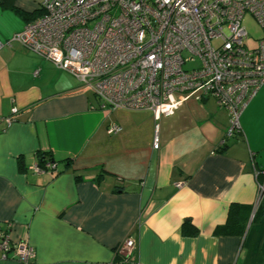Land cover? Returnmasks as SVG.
I'll return each mask as SVG.
<instances>
[{
    "label": "crops",
    "instance_id": "crops-1",
    "mask_svg": "<svg viewBox=\"0 0 264 264\" xmlns=\"http://www.w3.org/2000/svg\"><path fill=\"white\" fill-rule=\"evenodd\" d=\"M41 2L0 0V228L34 248L26 264H122L127 236L135 264H264V85L226 138L227 112L210 97L158 120L101 107L10 39ZM110 123L121 131L107 132ZM43 153L58 172L33 170ZM233 204L249 207L244 231L216 232ZM0 264L23 263L0 249Z\"/></svg>",
    "mask_w": 264,
    "mask_h": 264
},
{
    "label": "built area",
    "instance_id": "built-area-1",
    "mask_svg": "<svg viewBox=\"0 0 264 264\" xmlns=\"http://www.w3.org/2000/svg\"><path fill=\"white\" fill-rule=\"evenodd\" d=\"M40 9L10 39L74 76L101 107L148 109L158 120L189 99L210 97L226 110L225 137H233L264 85V37L247 45L242 24L249 13L264 28V0H42ZM17 113L14 106L6 121ZM119 131L116 123L107 127ZM157 131L155 124L153 149ZM33 170L58 172V164L37 162ZM134 248L130 236L119 243L122 264H135ZM0 249L23 264L35 255L27 241L12 244L5 228Z\"/></svg>",
    "mask_w": 264,
    "mask_h": 264
},
{
    "label": "trees",
    "instance_id": "trees-1",
    "mask_svg": "<svg viewBox=\"0 0 264 264\" xmlns=\"http://www.w3.org/2000/svg\"><path fill=\"white\" fill-rule=\"evenodd\" d=\"M7 0H1V3H5ZM226 138V137H225ZM46 161H56L50 153H43L38 155V164L42 165ZM260 177L259 174H257ZM264 181V179H261ZM260 185H264V182H259ZM249 212L248 206H241L233 204L229 207L227 213V220L223 226L218 227L215 231L225 234H241L245 229V217L243 212Z\"/></svg>",
    "mask_w": 264,
    "mask_h": 264
},
{
    "label": "rangeland",
    "instance_id": "rangeland-1",
    "mask_svg": "<svg viewBox=\"0 0 264 264\" xmlns=\"http://www.w3.org/2000/svg\"><path fill=\"white\" fill-rule=\"evenodd\" d=\"M242 24L245 27L248 36L246 39V43L249 46H253L257 44V40L264 37V28L260 27L255 18L249 14L245 13L243 15ZM189 64H186L185 67H188Z\"/></svg>",
    "mask_w": 264,
    "mask_h": 264
}]
</instances>
